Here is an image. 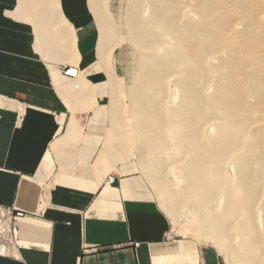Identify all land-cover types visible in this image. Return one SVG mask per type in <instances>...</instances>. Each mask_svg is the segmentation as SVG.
I'll return each instance as SVG.
<instances>
[{"label": "crops", "instance_id": "0c3cea01", "mask_svg": "<svg viewBox=\"0 0 264 264\" xmlns=\"http://www.w3.org/2000/svg\"><path fill=\"white\" fill-rule=\"evenodd\" d=\"M94 2L0 0V264H219L166 241L169 220L138 199V177L111 171L119 139L108 136L126 126Z\"/></svg>", "mask_w": 264, "mask_h": 264}, {"label": "rangeland", "instance_id": "374dc122", "mask_svg": "<svg viewBox=\"0 0 264 264\" xmlns=\"http://www.w3.org/2000/svg\"><path fill=\"white\" fill-rule=\"evenodd\" d=\"M203 2L210 5L206 14L201 11L200 6ZM93 5H95V11L101 14V18L107 19L108 23L116 31L115 37L102 49L107 50L113 56L112 68L118 79L115 91L110 99L117 102L121 113L120 122L122 121L123 123L121 125L123 127L126 126L123 130L119 129L114 133L111 131V135L108 136L119 139L118 145L115 146V151L110 155L112 158L111 163L117 162V164L115 163L117 168L111 169V171H114L112 173L116 175H120V173L134 174L138 177L141 184L145 187V192L137 195L139 196L138 199L155 202L169 220V234L166 241L178 243L179 245L181 244L180 242L189 241L194 247L210 249L217 257L219 264H242L241 253L238 251V241L236 239V234L241 228L242 219H226L222 217L223 231L221 233L223 234L216 235L215 232L208 230L205 233L207 239L199 238L195 233L197 224L198 231L202 232L201 227L204 230L209 229L213 214L222 215L225 201L223 192L213 193L210 198L211 201L208 203L198 198L190 200L187 195L183 197L182 201L181 199L178 201V190L182 189L186 183L183 168L189 162L191 154L193 156V145L179 148L177 138L167 139L165 144L175 153V156L170 160L160 159L157 161L159 179L152 181L150 163L153 159L149 157V144L147 140L138 136L137 129L134 130V128L131 129L129 127L130 121L126 122L124 120L130 114L129 91L131 92V86L134 88L133 81L135 80V75L139 72V60L137 59L139 52H137L138 50L129 39L124 38L125 36L127 37L129 29L127 23L130 15L129 0H95ZM147 5V2L144 1L142 7L144 10L141 9V16H143L144 12L146 19L144 22L146 24H148L151 11L153 10L152 6L149 10ZM165 5H171L170 7L167 6L171 16H177L174 18L178 20V23L173 19L175 24H178H176L177 28L180 26L179 31L177 30L179 32L176 34L177 38L185 34L186 37L192 34L189 37L195 38L193 41H198L202 36L215 39V42L209 44L212 45L211 47L204 49L200 63L201 67H203L201 68L203 70L201 75L205 78L203 77L204 79L202 80L201 76L199 84L201 80L203 82L198 88L201 89L203 95L216 97L219 92L218 88H223V84L230 86L238 83L235 82L237 79L242 81L239 83L246 92L243 97L249 105L250 111L241 114V128L257 143L253 151V160L249 159L247 168V172L250 171L254 179H250L252 178L250 177L251 173H248V178L255 183L257 181L256 185L254 183L253 190H255L254 194H256L250 204L252 209L250 211L252 215H257L256 217H258V220L254 219V230L262 232L264 230V225L261 224L264 214V210H262L264 208V89H255L254 95H249L248 93L251 92L250 88L253 80L264 81V73H262V70H264V0H167ZM172 6L174 12L176 11L175 13L172 10L173 8L171 9ZM147 14L148 18H146ZM97 25L99 27L98 21ZM180 29L182 31L184 29L185 32L183 31V33ZM181 32L183 33L182 35ZM176 36L161 37L154 51H145L147 54H143V62L147 63L145 69L153 76H155L154 74L157 71L153 68L154 64L148 63H155L163 57L177 55L179 49L175 45ZM180 45H186L184 40L181 41ZM204 45L202 46L203 48ZM111 48L114 49L110 53ZM191 63L197 65V61L193 58ZM190 72L188 69L175 67L173 70L156 74L163 85L161 88L165 86L168 91L166 97L158 99V103L164 107L163 113L174 111L180 106V85L189 78ZM223 81L226 82L224 83ZM248 83L249 85H247ZM128 89L130 90L128 91ZM195 89L197 91V87ZM110 99H104L100 106L107 105ZM111 120L100 121L98 125L101 128L93 132L98 137L97 141H104L106 130L110 126ZM221 125H223V122L219 117L208 113L203 122L199 123L198 126L192 127L190 136L192 138L197 137L198 140L195 142H198L199 146L206 143L209 144L213 138L214 129L216 126ZM130 129L133 132L130 133ZM235 155L236 153L232 149L222 153L220 156L219 167L231 182L237 180L239 171ZM257 169H261V171L258 172ZM113 179H115L114 176ZM157 183L158 185L167 186L169 191L173 192L172 196L168 197L161 193L156 188ZM260 237L263 238L262 241ZM257 239H260V241ZM257 239L255 240L257 241L256 247L259 248L257 264H264V237L261 235ZM136 246L134 245V247Z\"/></svg>", "mask_w": 264, "mask_h": 264}, {"label": "bare ground", "instance_id": "6f19581e", "mask_svg": "<svg viewBox=\"0 0 264 264\" xmlns=\"http://www.w3.org/2000/svg\"><path fill=\"white\" fill-rule=\"evenodd\" d=\"M144 1L147 2V8H149V10L151 9V6L153 8L148 24L144 22L146 20L144 12L143 16H141V9ZM166 1L167 0H129L128 7H130V15L127 19L129 29L127 37L125 36L124 38L129 39L138 50L137 52H139V58L137 57L139 60V72H136L135 80L132 79L134 80V88L131 86V92L129 91L130 89H128L130 94L127 93L129 94L128 100L130 101L129 108H131L127 119V121H130L129 127L131 129L134 128V130L137 129L138 136L147 140V143L149 144V157L153 159L151 163L149 162L152 181L159 179V173L157 171L158 166L156 164L157 161L160 159L170 160L175 156V153L165 144L167 139L177 138L179 148H185L186 146L191 147V145H193V156L191 154L189 162L183 168L186 183L182 189L178 190V201L179 199L182 201L183 197L187 195L190 200L198 198L205 203H208L211 201L210 198L213 196V193L223 192L225 195V201L222 215L213 214L209 229L204 230L203 227H201L203 230L202 232L205 234L208 230H211L212 232H215L216 235L220 234L221 231H223L222 217L226 219H242L241 228L239 229L240 231L236 234L238 251L241 253V262L242 264H257L259 248L256 247L257 241L255 240L261 235L264 237V230L262 232L254 230V219L258 220V217H256L257 215H252V212L250 211L252 210L250 204L256 193L254 194L255 190H253L255 182L250 180L254 178L249 171L250 169L248 170L249 172H247V168L249 166V159L253 160V151L255 150L257 143L254 142L255 140L251 136L249 137L241 128V114L250 111L249 105L245 102L243 97L246 92L239 83L241 80L239 79L240 81H238L237 79L235 82L238 83H235V85L229 86L228 84H223V88H218V97L217 95L215 97L202 94L201 89L198 88L200 87L201 82H203L202 80L205 78L201 75V71H203L201 69L203 67L200 65L203 58L202 54L205 48L212 46L209 44L215 42V39L202 36L198 41H193L195 38L192 39L189 37L192 34H188L189 36L187 37L185 34L177 38L176 34L179 33L180 26L177 28L178 20L174 18L177 16L172 15V18L170 15L168 8L171 5H167L169 6L168 8L166 5V7L164 6ZM208 6L210 5L203 2L200 6L201 11L206 14V12L209 11ZM172 8L173 6L171 9ZM142 10H144V8ZM172 10L174 12V8ZM101 17V14L97 13L96 18L99 23L98 29L100 38L99 46L102 49L115 37L116 31L111 24L108 23L107 19ZM146 18H148V14L146 15ZM173 19L176 20L175 22H177V25ZM182 32L181 35L185 31ZM164 36H176L175 45L179 51L175 56L163 57L155 63H148L154 64L153 68L157 71L154 74L155 76H153L145 69L147 63L143 62V54H147L145 51H154L159 44V39ZM183 40L186 43L185 46L180 45ZM203 45L204 48L202 47ZM192 58L197 61V65L191 63ZM192 65H194V67H192ZM175 67H182L185 68V70L188 69L189 72L191 71V75L188 73L189 78L186 79L185 76L186 80L180 85V106L174 109V111L163 113L162 111L164 107L162 104L158 103V99L160 97H166L168 91L165 86L161 88L163 85L156 74L173 70ZM72 69H68L71 72L70 77H67L64 74L65 71L62 73V76L66 79H73L74 75H77V71L74 68ZM262 71V73H264V70ZM201 76L202 80L199 84ZM223 82L225 83L226 81ZM247 85H249V83ZM196 87L197 91L195 89ZM259 88L264 89V81L253 80V82H251V92L248 94L254 95V90ZM208 113L219 117L222 120L223 125L216 126L213 138L209 144L206 143L205 145L199 146L198 142H195L198 140L197 137L192 138L190 136V130L192 127L198 126L199 123L203 122ZM131 132L133 131L131 130L130 133ZM232 149H234V152L236 153L235 157H237L239 168L237 180L234 182L228 180L225 173L219 167L221 154ZM256 171L254 172L256 173ZM259 171H261V169L258 170V172ZM248 173H251L250 177L252 178H248ZM107 182L113 184V177H108ZM156 188L166 196H172L171 194L173 192L169 191L167 186L162 184L158 185L157 183ZM262 210H264V208ZM263 223L264 214L261 224L264 225ZM2 229L3 227L1 226V230ZM260 239L262 241L263 238L260 237ZM260 239L257 240L260 241Z\"/></svg>", "mask_w": 264, "mask_h": 264}, {"label": "built area", "instance_id": "2783aa9c", "mask_svg": "<svg viewBox=\"0 0 264 264\" xmlns=\"http://www.w3.org/2000/svg\"><path fill=\"white\" fill-rule=\"evenodd\" d=\"M64 74H65L67 77H70V76H71V72H70L69 70H66V71L64 72Z\"/></svg>", "mask_w": 264, "mask_h": 264}]
</instances>
